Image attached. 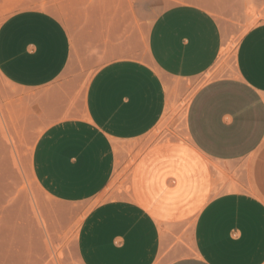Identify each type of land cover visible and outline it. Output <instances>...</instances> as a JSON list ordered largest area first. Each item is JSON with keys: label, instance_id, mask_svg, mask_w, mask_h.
I'll list each match as a JSON object with an SVG mask.
<instances>
[{"label": "crops", "instance_id": "1", "mask_svg": "<svg viewBox=\"0 0 264 264\" xmlns=\"http://www.w3.org/2000/svg\"><path fill=\"white\" fill-rule=\"evenodd\" d=\"M145 6L101 0L73 28L39 8L0 24V75L36 92L30 105L47 123L33 147V175L53 200L88 206L127 154L139 152L131 189L83 218V264H264V20L242 35L235 74L207 81L190 100L184 158L195 185L205 179L201 208L160 223L139 200L149 198L152 179L172 188L178 178L167 155L181 141L148 144L167 109V80L210 71L231 25L224 19L258 15L264 0H164L151 24ZM86 67L95 70L82 90ZM236 171L241 188L231 182ZM191 217L194 254L175 247L159 263L168 226Z\"/></svg>", "mask_w": 264, "mask_h": 264}, {"label": "rangeland", "instance_id": "2", "mask_svg": "<svg viewBox=\"0 0 264 264\" xmlns=\"http://www.w3.org/2000/svg\"><path fill=\"white\" fill-rule=\"evenodd\" d=\"M98 1L101 0H0V24L17 11L39 8L58 15L73 28L86 20L90 8L95 7ZM114 1L119 4L123 1L138 2ZM144 2L145 17L147 23L151 24L164 7V0ZM263 13L254 14L251 18H225L231 25L214 67L198 77L167 80V109L148 136V144L164 140L181 141L173 147L172 154L167 155L169 166L176 169L178 178L172 188H165L160 178L152 179L148 184L149 198L139 197L142 203L151 208L160 223H163L164 215L175 218L192 213L203 205L205 179L199 178L200 186L197 187L184 158L189 150L183 142L187 138L188 106L193 94L204 83L216 77L235 74L239 41L251 25L264 20ZM84 70L88 71L80 74L82 90L88 86L95 69L86 67ZM33 94L37 95L31 90L11 85L0 75V264H83L76 250L80 224L94 205L117 198L131 189L128 179L139 152L127 154L128 159L119 164L111 182L94 203L85 206L83 203L53 200L39 186L32 171L33 147L47 126L30 105ZM186 165L188 168L184 169ZM216 169L220 179L225 180L222 170L217 166ZM240 178L242 171H236L231 182L241 188ZM194 223L195 217H191L168 226V243L159 263L175 247L181 249L182 255L194 254Z\"/></svg>", "mask_w": 264, "mask_h": 264}, {"label": "bare ground", "instance_id": "3", "mask_svg": "<svg viewBox=\"0 0 264 264\" xmlns=\"http://www.w3.org/2000/svg\"><path fill=\"white\" fill-rule=\"evenodd\" d=\"M4 128V127H3ZM4 130V129H3ZM6 137H8V136H6ZM10 139H12V138H10ZM16 152V151H15ZM17 153V152H16ZM16 160V159H15ZM18 160V159H17Z\"/></svg>", "mask_w": 264, "mask_h": 264}]
</instances>
